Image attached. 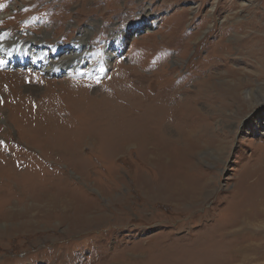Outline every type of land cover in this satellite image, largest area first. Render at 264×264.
<instances>
[{
  "label": "rangeland",
  "instance_id": "obj_1",
  "mask_svg": "<svg viewBox=\"0 0 264 264\" xmlns=\"http://www.w3.org/2000/svg\"><path fill=\"white\" fill-rule=\"evenodd\" d=\"M1 19L8 21L0 24V41L45 40L70 56L75 40L85 39L90 49L87 61L58 77L40 72L31 54L14 69L0 66V229L9 227L0 237V264L159 259L166 251L173 254L174 244L200 241L209 226L231 221L232 202L264 200V104L256 106L264 94V0H0ZM139 78L153 95L180 107L159 155L119 144L130 121L98 126L82 108L107 94L117 101L127 97ZM207 80L214 89L211 102L201 87ZM240 83L241 99L251 93L248 105H234L231 89ZM70 101L79 112L70 121L44 109ZM60 128L67 135L56 133ZM85 133L94 135L99 150L81 138ZM11 139L32 152L8 146ZM69 142L74 148L61 149ZM47 159L59 167L47 166ZM177 180L202 190L198 201L189 199L196 204L189 214L175 213L170 193L161 187ZM47 190L53 198L60 195L64 206L99 202L104 220L82 232L58 217L43 220L38 209L49 205L39 197ZM6 210L33 213L8 220ZM256 231L253 243L262 253L264 212ZM71 253L79 262L68 260ZM234 264L256 263L239 258Z\"/></svg>",
  "mask_w": 264,
  "mask_h": 264
},
{
  "label": "bare ground",
  "instance_id": "obj_2",
  "mask_svg": "<svg viewBox=\"0 0 264 264\" xmlns=\"http://www.w3.org/2000/svg\"><path fill=\"white\" fill-rule=\"evenodd\" d=\"M0 21H1L0 24H2V22L7 23L8 20L1 19ZM63 36L66 35L63 34ZM22 41L24 40L17 36H12L11 38H6L5 40L0 41V59L2 62V66L6 68L14 69V67L18 62L24 63L26 61V55L29 56V54H31L32 63L38 66L39 71L45 74L48 78L55 76L58 77L62 72H65V69L66 70L74 69L75 66L78 65L79 63H83L84 61H87L88 59L87 55L90 49L89 41L85 39H76L73 44L74 45L73 51L69 53L70 54L69 56L68 53L61 55V53L58 51V48L56 47L54 48V46L51 44L48 45L45 40L35 41L33 39H28L25 42ZM46 46H49L50 48L47 49L45 48ZM161 71L164 72V70ZM165 72L166 74H169L168 71ZM121 74L122 76H124V79L122 78L121 83H125L126 76L128 74L127 72ZM2 75H10L12 77L13 76L18 77L20 73H15V74L4 73ZM145 82H147L145 78H139V83H137V81H135V83L133 82L132 86L130 87L131 90H129L130 93L127 95V97L120 96L118 101L115 98V94L113 95L107 94L101 100L95 101L93 104L89 103L92 105V107L90 105L87 106L86 104H84L83 105L84 107L82 108L83 109L86 108V110H84L86 115H88L87 113L91 114L90 115L91 123L96 122L98 126L100 124H103L102 122H107L106 124L108 123L111 124L115 119L117 121L118 120L130 121L126 126H124V128L126 127L125 131L127 132L126 134H128V136L123 137L122 140L119 141V144H122V146L125 145L124 148H126V150L131 149L133 146L140 145L141 150L146 152L148 151V149H150L151 150L150 152L152 154L159 155L161 153V148L164 144L163 143V136L165 135L164 133L173 132L171 131L172 127L169 122H171V124H174L178 116L177 111L180 109V107L178 103H173V102L172 104H176L175 106L169 105L167 103V100H165V97L162 96V94L153 95L150 87L146 86ZM50 85L52 84H48V86ZM243 86L244 84L240 83L238 86L235 85L231 89V95L234 99V105H239L240 103L244 105H248L246 104V102L248 103L252 102L251 93L248 94L247 97H245L244 99L243 98L241 99V95L239 91H241ZM201 87L205 95L204 98L208 100V102H211L213 99H215L214 97L215 95L213 97L211 95L212 93L214 94V89L213 87H211L210 81L208 80L204 81ZM144 89H149V93L146 90L144 91ZM255 95L256 94H254V96ZM77 97H73V98L78 99ZM93 99L94 98L92 97V100ZM71 101L69 103L64 104V106L62 104H61L62 106L56 105L55 107L50 105V106H46L44 109H47L48 107L47 110L50 114L53 113L54 116L56 117L58 116L59 118H66L67 120L65 121H70L71 117H73L74 114L77 116V113H79L77 107L75 108L73 106L74 103H72ZM83 101L80 104H83ZM256 104H257L256 106L258 107L264 104V94H258ZM65 108L67 109L66 111ZM92 108L95 110V114L92 113L93 110ZM33 113L36 112L33 111ZM170 118L173 120H170ZM82 120H85V117ZM199 122H200V118H199ZM106 127L107 125H104L103 131H106V129L109 130V126L107 128ZM173 129H175L176 131V128ZM92 130L93 128L87 131H92ZM56 133L67 135V132L65 131L64 128L63 129L60 128L58 131H56ZM93 137H94L93 134L85 133L81 138H84V141L89 142L88 144L92 149L99 150L98 143ZM93 139L95 140L97 145L93 141ZM66 144L61 143V149L68 148L69 150L70 148H74V146L69 147V145L71 144L70 142L68 143V147ZM72 153L74 154V156L77 157L78 161L81 160L75 152ZM161 187L165 189L166 192L170 193L171 198L168 200V202L172 203L175 213L179 210H185L186 211L185 213L188 212L189 214L196 205V204L190 205L189 199H193V201L196 200L198 201L199 196L202 194V190L200 191L195 190L193 186L187 188L185 184L183 182H180L179 180H177V183L171 182L161 185ZM141 190L144 193V195L149 196L152 199L151 194L149 192V188H147L145 185H141ZM96 191H98L99 193L101 192L102 196L104 195L99 188H96ZM51 192L52 190H47L46 192L41 194V197H39V200L42 201V204L49 205L47 207H41L40 209H38V214L43 217L42 218L43 220H46L48 222L53 220L55 217H58L60 218L62 223H67L70 221L72 222L71 227H73L74 229L76 228V231L78 232L87 231L89 228L96 226L97 224H99L100 221L104 220L102 217L105 215H103L102 213L105 212V207L100 205L99 202L89 201V203H84L80 201L75 207L70 205L64 206L61 203V199H60L61 196L55 195L59 198H53L52 196L54 194L51 196ZM178 192L181 195H179ZM199 192L200 194L198 196H193ZM236 193L237 192H235V195ZM235 197L237 196H234L233 198ZM259 199L260 198L258 197L256 200L247 201V202L245 200L232 202V204H230L231 212L228 215L229 217L228 219H230L231 221L229 222L223 221V224H219L220 222H218L213 227L209 226L207 228L205 235L201 238L200 241L192 242V244L186 246L185 244H182L180 245L179 248H175L174 246L177 245L174 244L172 246L174 248L172 250L173 251L175 250L173 254H170L166 251V253H164L159 259L151 258L140 262H136L133 259H128V258H124L122 260L115 259V261L114 259H111L107 261V264H234L236 261H238L239 258H242V260L245 262L249 261V263L257 264L259 263L258 262L259 260L264 258V246L262 247L263 248L262 253H259V251L256 249L257 244L253 243L257 240L258 234L256 230L259 228L264 212V200L262 201ZM153 203L154 202H151V205ZM66 207H68L69 210H67ZM32 213L33 212L29 211L25 214H21V213L19 214L13 212L11 213L6 210L5 214H3V217L8 218V220H12L14 217L17 216H23V215L30 216ZM97 214H99L98 217H101V219L92 221V219H95V217H92V215H97ZM21 224L25 225L24 223ZM7 228L9 229V227ZM7 228L0 229V237L8 231ZM46 229L48 228L46 227ZM231 236H234V239L232 241H229V238ZM70 243L72 244L73 242ZM221 247L225 248V251L219 253L218 249H221ZM72 252L74 253V250ZM73 253H71V257ZM68 260H72V262L75 260V263H77L76 261L78 260L79 262V258L75 259L74 257L72 258L69 257Z\"/></svg>",
  "mask_w": 264,
  "mask_h": 264
},
{
  "label": "built area",
  "instance_id": "obj_3",
  "mask_svg": "<svg viewBox=\"0 0 264 264\" xmlns=\"http://www.w3.org/2000/svg\"><path fill=\"white\" fill-rule=\"evenodd\" d=\"M58 117V116H57ZM6 142V144H9L8 146H18V147H21V151H22V153L23 154H28L29 152H32L31 150H29V151H27V149L26 148H23V143H21V144H19V142H17L16 143V141L15 140H13V139H11V140H6L5 141ZM14 143V144H13ZM28 147V146H27ZM14 154H16V153H14ZM46 165L47 166H49V167H59V165L57 164V163H54V162H52L51 160H49V159H47V163H46Z\"/></svg>",
  "mask_w": 264,
  "mask_h": 264
}]
</instances>
